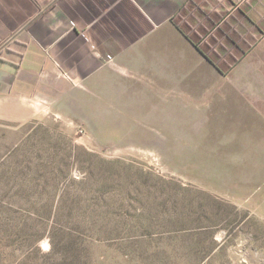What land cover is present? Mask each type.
Here are the masks:
<instances>
[{
	"label": "rangeland",
	"instance_id": "rangeland-1",
	"mask_svg": "<svg viewBox=\"0 0 264 264\" xmlns=\"http://www.w3.org/2000/svg\"><path fill=\"white\" fill-rule=\"evenodd\" d=\"M20 102L0 105V264H264L258 111L236 127L223 108L198 141L121 143Z\"/></svg>",
	"mask_w": 264,
	"mask_h": 264
},
{
	"label": "crops",
	"instance_id": "crops-1",
	"mask_svg": "<svg viewBox=\"0 0 264 264\" xmlns=\"http://www.w3.org/2000/svg\"><path fill=\"white\" fill-rule=\"evenodd\" d=\"M214 32L253 44L227 72L198 46ZM262 51L264 0H0V105L35 97L114 142L185 144L223 108L264 118Z\"/></svg>",
	"mask_w": 264,
	"mask_h": 264
},
{
	"label": "trees",
	"instance_id": "trees-1",
	"mask_svg": "<svg viewBox=\"0 0 264 264\" xmlns=\"http://www.w3.org/2000/svg\"><path fill=\"white\" fill-rule=\"evenodd\" d=\"M185 10V9H184ZM217 16H222V12H217ZM234 16L232 18L234 19ZM216 24V23H215ZM227 25H230L226 23ZM219 26V29H221L219 24H216ZM215 27V26H213ZM222 32H224L222 30ZM209 33V31L206 32V35ZM210 37V38H209ZM209 39L205 41L204 44H198L200 50L203 52V54L212 62L216 63L218 65V68L221 72H227L230 69H232L249 51L250 47H252L253 44L249 45V49L246 50H240V44L239 41L234 42L228 34L226 36L220 37L219 35L215 34H209ZM228 43H232L235 46V49L238 50L237 54H235L234 50L231 48L228 52L225 54H222L219 49H216V46L219 45L220 49H226L227 45H230ZM215 47V49H214ZM223 59V61L221 60Z\"/></svg>",
	"mask_w": 264,
	"mask_h": 264
},
{
	"label": "built area",
	"instance_id": "built-area-1",
	"mask_svg": "<svg viewBox=\"0 0 264 264\" xmlns=\"http://www.w3.org/2000/svg\"><path fill=\"white\" fill-rule=\"evenodd\" d=\"M109 59H111V56H109Z\"/></svg>",
	"mask_w": 264,
	"mask_h": 264
}]
</instances>
